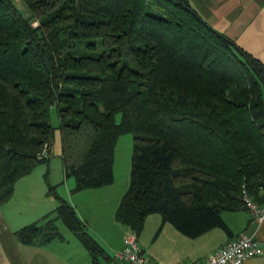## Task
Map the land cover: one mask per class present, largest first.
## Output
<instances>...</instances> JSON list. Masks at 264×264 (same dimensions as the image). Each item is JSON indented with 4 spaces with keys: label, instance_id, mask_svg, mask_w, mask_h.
I'll return each instance as SVG.
<instances>
[{
    "label": "trees",
    "instance_id": "16d2710c",
    "mask_svg": "<svg viewBox=\"0 0 264 264\" xmlns=\"http://www.w3.org/2000/svg\"><path fill=\"white\" fill-rule=\"evenodd\" d=\"M20 2L24 12L0 0V206L47 161L51 108L72 192L110 185L117 139L132 134L114 217L137 235L152 213L189 238L230 234L222 213L246 209L243 185L264 203V65L188 0ZM47 193L55 214L15 230L16 241H50L63 218L94 258L73 207L55 186Z\"/></svg>",
    "mask_w": 264,
    "mask_h": 264
},
{
    "label": "crops",
    "instance_id": "0c3cea01",
    "mask_svg": "<svg viewBox=\"0 0 264 264\" xmlns=\"http://www.w3.org/2000/svg\"><path fill=\"white\" fill-rule=\"evenodd\" d=\"M188 2L212 28L229 37L264 65V0H188ZM51 148L52 146L47 159L50 166ZM58 155L60 160L54 164V174L52 177L49 174L51 178L49 182L52 186L63 184V177L66 180L68 178L64 175L60 149ZM43 179V174L38 175L34 171L21 177L15 183L12 197L0 206V264H95V262L96 264H125L117 262L113 258V253L122 248L124 236L129 229L114 217L116 207L126 189L119 193L118 203L112 206L110 212L105 193L111 190V185L83 189L80 194L78 192V195H83L84 200L86 197L100 200L93 202V199H89L85 204L80 196L78 199L76 196L77 201L71 196L70 203L67 200L68 191L65 186L57 191L61 192L58 193L60 197L73 207L76 216L81 217L79 219L87 228V230L83 229L84 233L91 237L101 250L95 253L94 258L79 233L69 228L64 221L71 231L67 233L68 235L63 237L56 235L50 241L33 245H25L16 241L13 236L15 230L40 220L47 213H52L58 206V200L46 194L47 186ZM34 183L36 186L40 184L38 189L43 198L40 202L35 200L40 198L38 195H31V192L35 191L34 188L31 189ZM74 183L70 179L69 185L68 180L65 184L66 187L71 186L72 190ZM21 191L24 192L23 196L19 195ZM27 193H29L28 198L25 197ZM23 199H28L27 204L20 205ZM45 203L48 206L44 207ZM222 218L230 234H226L220 228H214L200 236L189 238L178 232L172 225L167 228L168 226L163 224L155 239L156 246L153 248V256L145 254L144 249L141 248V250L155 264H192L201 261L208 252L219 249L229 239L241 233L264 242V221L260 224L254 222L246 209L224 211ZM111 228L117 235L118 242L107 245L106 242L109 239L103 236ZM103 245L108 246V250ZM243 264H264V256L247 258Z\"/></svg>",
    "mask_w": 264,
    "mask_h": 264
},
{
    "label": "rangeland",
    "instance_id": "374dc122",
    "mask_svg": "<svg viewBox=\"0 0 264 264\" xmlns=\"http://www.w3.org/2000/svg\"><path fill=\"white\" fill-rule=\"evenodd\" d=\"M14 2L16 4L18 3L19 7L22 9L23 12H24V10H26V9H24L23 3H21L20 0H14ZM25 13H27V12H25ZM50 122L54 126L53 139H52V144H51V146H52V148H51L52 149L51 166H50V164H48L47 161L42 162V163L37 164L32 171H34V173H36L38 175H42V174L44 175L43 181L47 186L46 187V194L49 197L55 198L53 195L47 193L48 192V186L51 185L49 182V180H51L50 177H52L54 174V164H55V162H58L60 160L58 154H59V149L61 150L60 134H59V129L57 128L58 116H57L55 108H51V110H50ZM132 141H133L132 134L131 133H124L118 137L117 142L115 144V148H114V152H113V182L110 184L112 187H111L110 191H107V193H105V196L108 199L107 200L108 205H110V212L112 211V206L115 205L116 203H118V199H119V195H120L119 193L123 192L124 189H126L128 186L129 173H130V168H131ZM46 172H47V174H46ZM49 174H50V177H49ZM45 175H46V177H45ZM62 177H63V175H62ZM70 179L73 180V182H74L73 177H68L67 178L68 185H69ZM63 180H64L63 184L61 183V185L55 186L56 193L60 194L61 192H57V191L61 190L65 186L66 190L68 191V199L67 200L71 203V196H73L74 200L77 201L78 197L80 196L78 194H80V192H83V190H80L77 192H72V190L70 189L71 186L66 187L65 183L67 180L64 179V177H63ZM39 187H40L39 183L37 186L35 183L33 185H31V189L34 188V190H35V191L31 192V195H33V194L38 195L40 198L39 199L36 198L35 200L40 202L41 200H43V198L40 196V189H38ZM29 193H27L25 195L26 198H28ZM19 195L23 196L24 192L21 191L19 193ZM76 196H77V199H75ZM82 197H83V195L80 196V199L82 202L84 201L83 202L84 204L86 203V200L89 201V199H93V202L98 200V198H89V197H86V199L84 200V198H82ZM27 201H28V199H23L20 202V205H24V203L27 204ZM98 201H100V200H98ZM84 204H83V206H84ZM105 204L107 205V203H105ZM98 205H100V204H98ZM43 206L46 207L48 205L45 203ZM54 214L55 213L53 212L51 215H54ZM77 215H78V213H77ZM79 217H78V219H79ZM80 221H82V220H80ZM163 224H164V226H168L167 228H169L171 226L170 223L162 222V218L158 213L149 214L145 218L143 225H142V228L140 229V231L138 232V235H137L138 246L140 249L141 248L144 249L145 254H150L153 256V248L156 246L155 239L157 237V233L160 232V230L162 229ZM55 226H56V230L58 232L57 236L59 235L60 237L61 236L63 237L65 235H68L69 232L71 233V231L66 227L65 223L63 222V218H58L55 221ZM80 226L83 229L87 230V228L85 227L83 222H80ZM81 231H82V229H81ZM80 232H78V233H80ZM103 237H107V239H109L106 242L107 245H109V243H112V242L113 243L118 242L117 235L114 233L112 228L110 229L109 232L105 233ZM104 243L105 242H103V244ZM104 248L108 250V246H104Z\"/></svg>",
    "mask_w": 264,
    "mask_h": 264
},
{
    "label": "built area",
    "instance_id": "2783aa9c",
    "mask_svg": "<svg viewBox=\"0 0 264 264\" xmlns=\"http://www.w3.org/2000/svg\"><path fill=\"white\" fill-rule=\"evenodd\" d=\"M40 157L48 155V146L45 143L40 152ZM242 201L251 219L260 224L264 221V203H259L253 199L246 187L241 189ZM254 256H264V242L241 233L229 239L222 247L208 252L201 261L192 264H243L247 258ZM113 258L117 262L125 264H155L137 243V234L133 229H128L124 236L122 248L113 253Z\"/></svg>",
    "mask_w": 264,
    "mask_h": 264
}]
</instances>
